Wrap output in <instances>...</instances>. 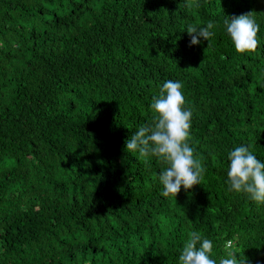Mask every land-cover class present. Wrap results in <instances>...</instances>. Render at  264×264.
I'll list each match as a JSON object with an SVG mask.
<instances>
[{
	"label": "trees",
	"instance_id": "1",
	"mask_svg": "<svg viewBox=\"0 0 264 264\" xmlns=\"http://www.w3.org/2000/svg\"><path fill=\"white\" fill-rule=\"evenodd\" d=\"M253 11L259 43L238 53L223 18ZM167 79L202 177L164 197L167 165L125 142ZM242 143L264 159V0H0V264H177L192 231L217 261L264 264V204L226 183Z\"/></svg>",
	"mask_w": 264,
	"mask_h": 264
},
{
	"label": "clouds",
	"instance_id": "2",
	"mask_svg": "<svg viewBox=\"0 0 264 264\" xmlns=\"http://www.w3.org/2000/svg\"><path fill=\"white\" fill-rule=\"evenodd\" d=\"M255 11L240 15L224 16L223 27L238 53L255 50L260 24ZM213 23L188 24L190 46L210 41L215 35ZM150 109L153 120L139 126L126 144V151H138L145 156L160 158L162 167L158 180L162 195H177L183 187L192 189L201 184L202 168L196 159L197 149L191 140L193 110L186 105L183 83L179 79H167L152 98ZM227 180L229 191L242 194L249 200L264 204V159L259 158L250 145L239 144L227 151ZM214 241L192 231L183 242L177 264H247L242 255L228 251L219 260L213 259Z\"/></svg>",
	"mask_w": 264,
	"mask_h": 264
}]
</instances>
